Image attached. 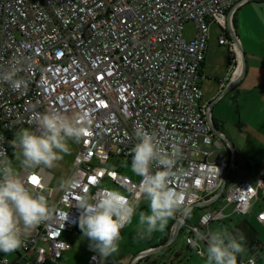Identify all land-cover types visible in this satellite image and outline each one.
Here are the masks:
<instances>
[{
    "label": "built area",
    "instance_id": "2783aa9c",
    "mask_svg": "<svg viewBox=\"0 0 264 264\" xmlns=\"http://www.w3.org/2000/svg\"><path fill=\"white\" fill-rule=\"evenodd\" d=\"M245 2L0 0V67L20 61L24 70L18 76L28 81L23 93L0 83V146L10 157L8 141L20 127L34 129L31 121L36 113L83 112L91 120V132L81 140L74 161L73 171L79 177L75 190L61 192L53 202L59 210L52 219L26 239L17 259L3 258L0 264H59L72 249L65 234L79 229L78 194L96 195L105 181L140 202L142 178L109 167L111 160H120V170L131 164L137 122L149 131L164 122L182 141L184 155L177 167L183 175L174 178L172 186L184 193L188 213L179 212L172 219L175 225L182 222L189 247L194 248L196 231L206 232L213 222L225 219L226 207L233 206L239 216L250 213L259 189H264V174L258 176L257 185L249 180L228 185L229 160H207L212 153L201 150L200 143L218 148L224 144L209 126L198 81L209 24L225 29ZM190 22L195 35L188 40L184 30ZM227 34L220 44L229 45L238 58V47ZM234 66L241 69L240 63ZM36 177L38 183L32 184L31 176H26L31 187L49 189L42 172ZM223 184L224 192L218 195ZM195 207L201 208L198 225L186 220ZM258 220L264 222V212ZM86 248L87 264H101L90 242ZM240 264H257V260L241 254Z\"/></svg>",
    "mask_w": 264,
    "mask_h": 264
},
{
    "label": "clouds",
    "instance_id": "9594fccd",
    "mask_svg": "<svg viewBox=\"0 0 264 264\" xmlns=\"http://www.w3.org/2000/svg\"><path fill=\"white\" fill-rule=\"evenodd\" d=\"M23 70L22 62L10 61L6 68L0 67V83L23 93L28 88V81L18 76ZM31 123L34 129L20 127L8 141L14 159L0 146V252L5 254L24 246L26 239L59 210L50 202L49 193L73 191L79 180L73 171L62 175L54 188L36 190L26 176L36 177L37 172L58 167L64 156L71 154L69 142L79 143L91 132V120L83 112L69 116L50 110L36 113ZM133 134L137 143L132 148L130 168L142 178L139 190L149 205L148 212H139L136 232L138 237L147 238L163 232L177 213H188L184 193L172 186L173 179L183 175L177 164L184 150L182 141L164 122L152 131L137 122ZM77 203L82 210L79 228L90 246L105 259L117 253L122 230L137 215L138 201L106 187L96 195L81 192ZM201 242L206 247L201 248ZM192 244L204 258L203 264H240V256L247 250L245 234L227 226L196 231Z\"/></svg>",
    "mask_w": 264,
    "mask_h": 264
},
{
    "label": "crops",
    "instance_id": "0c3cea01",
    "mask_svg": "<svg viewBox=\"0 0 264 264\" xmlns=\"http://www.w3.org/2000/svg\"><path fill=\"white\" fill-rule=\"evenodd\" d=\"M251 2H245L237 8L232 24H228L225 29L215 23L209 24L205 60L198 79L202 90L201 105L207 109V116L211 114V110L217 127L230 140L236 153L247 161L246 167H239L242 168L240 172L244 177L235 178L230 182L228 176L226 184L231 183L230 185L238 184L242 180H249L257 185L258 176L264 174V6H248ZM229 31L238 36L233 40L240 52L238 58L229 45L220 44L221 37ZM243 54L246 62L245 72ZM236 63L241 64V69H236L234 66ZM223 146L219 149L222 150ZM227 150V158H221L220 161L226 162L230 159L231 152L229 148ZM211 157L212 155L207 158L209 162H212ZM40 172L49 179L50 186L52 175L45 170ZM220 190L217 192L218 195ZM60 194L61 192H52L50 202L56 201ZM138 204L137 215L133 217L132 224L137 223L139 212L149 211L148 202L143 197ZM216 205H221V202ZM200 211L201 209H198L194 217L198 216ZM262 212H264V189L260 188L258 199L248 215L234 214L233 208L228 206L224 209L225 219L221 222H213L209 228L227 226L230 231L241 230L246 236L247 249L242 256L246 259L256 258L257 264H264V222L258 220V215ZM171 222L167 239L160 241L161 235H157V243L139 251L131 264H137L138 261L135 262L137 257L143 258L150 250L164 246L165 242L170 241V235L174 237L177 225L173 219ZM68 233L65 240L71 243L72 249L63 254L59 264H87L90 257L86 248L89 239L83 235L80 228ZM77 242L82 246H76ZM19 254V249L10 254L0 252V262L3 258L14 261ZM97 254L99 255L98 252ZM100 258L101 264H125L122 260H110L101 256ZM203 260L200 264H203Z\"/></svg>",
    "mask_w": 264,
    "mask_h": 264
},
{
    "label": "rangeland",
    "instance_id": "374dc122",
    "mask_svg": "<svg viewBox=\"0 0 264 264\" xmlns=\"http://www.w3.org/2000/svg\"><path fill=\"white\" fill-rule=\"evenodd\" d=\"M248 6H264V3H260L259 1H253ZM226 33H228L227 36H229L231 38L229 32H226ZM194 34H195L194 24L193 23L187 24V26L185 27V30H184V35H185L186 39L190 40L191 38H194ZM69 144L71 146V154L65 155L64 159L59 162L58 167H56L54 169H46L45 170L47 173L52 175V181L50 183L49 190L56 186L58 179L62 175L71 174L74 170V166H75L74 161H75V158L78 155V152L80 150L81 142L73 143L70 141ZM224 146H226V145H224ZM224 146H223V149L220 150L221 148L219 149L215 145L205 146L202 143H200V149L201 150L209 151L212 153V157L210 159L212 162H215L216 160H219L221 158H224V159L227 158V156H228L227 148L228 147L226 146L227 147L226 148ZM230 151H232V150H230ZM11 158L14 159V156H12ZM112 164H115L113 160H111V163H109V167H112ZM229 164H230V159H229ZM130 165L131 164L125 166V170H123L124 174L131 176L132 178L136 179L137 176L134 173H132ZM241 169L242 168H239L238 166L233 168V170L229 174V181L230 182L235 180V178L240 179V178L244 177V174H242L240 172ZM254 182H256V181H254ZM230 184L231 183H228V185H230ZM102 186L104 188H106V187L107 188H113L109 181H105L102 184ZM230 208H233V206H231ZM196 211H198V208L195 209L194 213H196ZM146 212H148V211L146 210ZM190 221L193 223L194 222L197 223V221H198L197 216H195L194 218H191ZM171 224H172V222L170 219L167 227L165 228V230L163 232H160V231L154 232L150 237H147V238L138 237L137 232H136V224H131V225L125 227L122 230V234H121L122 238H121L120 243H119V251L117 253L113 254L112 256L108 257L107 259L110 258V260H118V261L122 260L125 264H131L134 260L135 255H137L139 253V251L149 247L150 245H153V243H157V241H158V240H156L157 235H161V238H159L160 241H165L167 239V235H168L167 234L168 227H170ZM66 236H67V234H65V239H66ZM171 238H172V236L170 235V240H171ZM150 239H153V240H150ZM168 242L169 241L165 242L164 244H167ZM75 245L76 246H82V244H80L79 242H77ZM204 247H206L205 243L201 242V248H204ZM32 259H33L32 261L35 260L34 255H32ZM155 259L157 261H155ZM202 260H203V257H201L197 254L196 249H194V248L190 249L189 248V246L187 245V242H186V233L182 232L180 234V236L177 238V240L172 242L169 246H167L166 248H164L160 251H157L153 254H150L148 256L141 258L140 263H139V261L137 263H139V264H150V263L156 262V264H200V261H202Z\"/></svg>",
    "mask_w": 264,
    "mask_h": 264
},
{
    "label": "water",
    "instance_id": "95a60500",
    "mask_svg": "<svg viewBox=\"0 0 264 264\" xmlns=\"http://www.w3.org/2000/svg\"><path fill=\"white\" fill-rule=\"evenodd\" d=\"M251 1H257V0H247V2H251ZM229 34H230L232 40H236L238 37L237 34L231 32V31H229ZM242 56H243V61H244V72H245L246 71V62L244 59V54ZM210 112H211V114L209 113L210 115L207 116V119H208L209 126L211 127L214 135L223 141V144L229 148V151L232 150V151H230L231 152L230 164L228 166V170H227V174H226V179H227L230 172L233 170V168H235L236 166L246 167L247 161H246V158H244L242 155L240 156L236 153L235 148L231 144L230 140L225 136V134L223 132H221V130L217 127L216 123L214 122L211 110H210ZM224 189H225V184H223V186L221 187L220 195L223 194ZM181 226H182V222H179L177 227H176V230H175L176 234L167 244H165L162 247H158V248H154L153 250H150L149 252H147L146 255L148 256V255L153 254L157 251H160V250L166 248L167 246H169L172 242H174L180 234ZM139 260H141V258L139 259V257H137L135 262H137Z\"/></svg>",
    "mask_w": 264,
    "mask_h": 264
},
{
    "label": "trees",
    "instance_id": "16d2710c",
    "mask_svg": "<svg viewBox=\"0 0 264 264\" xmlns=\"http://www.w3.org/2000/svg\"><path fill=\"white\" fill-rule=\"evenodd\" d=\"M257 1H259L260 3H264V0H257ZM227 38L229 39L228 36H227ZM203 63H204V61H203ZM203 63L201 64V66L203 65ZM200 70H201V67H200ZM10 140H12V138H11ZM9 149H10V158H11V157L13 156V149H12V147H10ZM121 161H122V160H121ZM109 163H111V161H110ZM114 163H115V164H112V167H113L114 169H116V170H118V171L124 173L123 170H125V169L121 168L122 170H120L119 167L117 166V163H120V160H119V161L116 160V161H114ZM196 208L201 209L200 207H195V208H193V210L191 211V214H190L189 216H187V218H186L187 223H191V224L198 225V222H199V219H200V216H201V211H200V213H199L198 216H197V220H198L197 223H195V222L193 223V222L190 221L191 218H194V215H195L194 211H195ZM182 232H185V228H183V229L181 230L180 234H181ZM185 233H186V232H185ZM179 236H180V235H179ZM189 248H190V249H193L192 247H189ZM19 250H20V249H19ZM197 254H198V253H197ZM139 263H140V261H139ZM139 263H137V264H139ZM150 264H156V262H154V263H150Z\"/></svg>",
    "mask_w": 264,
    "mask_h": 264
},
{
    "label": "snow or ice",
    "instance_id": "6c2138e0",
    "mask_svg": "<svg viewBox=\"0 0 264 264\" xmlns=\"http://www.w3.org/2000/svg\"><path fill=\"white\" fill-rule=\"evenodd\" d=\"M30 179H31L32 182H34V183H38V179H37V177H31Z\"/></svg>",
    "mask_w": 264,
    "mask_h": 264
}]
</instances>
